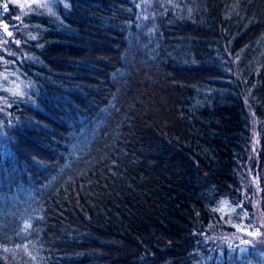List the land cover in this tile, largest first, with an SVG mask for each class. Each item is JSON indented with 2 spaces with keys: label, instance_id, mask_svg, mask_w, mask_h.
<instances>
[{
  "label": "trees",
  "instance_id": "trees-1",
  "mask_svg": "<svg viewBox=\"0 0 264 264\" xmlns=\"http://www.w3.org/2000/svg\"><path fill=\"white\" fill-rule=\"evenodd\" d=\"M250 172L264 0H0V264H264Z\"/></svg>",
  "mask_w": 264,
  "mask_h": 264
},
{
  "label": "rangeland",
  "instance_id": "rangeland-1",
  "mask_svg": "<svg viewBox=\"0 0 264 264\" xmlns=\"http://www.w3.org/2000/svg\"><path fill=\"white\" fill-rule=\"evenodd\" d=\"M14 1L24 6L34 1H40V0H14ZM254 142H255L254 144L256 145L257 140L255 139ZM252 154L256 157L255 149ZM251 160L253 161L255 159L252 157ZM248 174H249L248 181L250 183L252 193L247 196V200H249V202L252 205V211H253V215L255 218V224H256L255 229L254 230H236L235 232H232L229 234H221L218 237L222 241H225V243H227L229 246L233 245V246H239L241 248H244L247 246L256 247V248H259V247L264 248V235L258 236L254 239L252 236L246 234L248 232H253L257 229H259L261 233H264V216L261 211V199H260V189L258 188V180H257L256 175L253 172H250ZM243 241H250V243L245 244L243 243Z\"/></svg>",
  "mask_w": 264,
  "mask_h": 264
},
{
  "label": "snow or ice",
  "instance_id": "snow-or-ice-1",
  "mask_svg": "<svg viewBox=\"0 0 264 264\" xmlns=\"http://www.w3.org/2000/svg\"><path fill=\"white\" fill-rule=\"evenodd\" d=\"M4 30L7 32V25H4ZM8 34L11 35V33H8ZM246 234L252 236L254 239L258 236L264 235V233H261L259 231V229L255 230L253 232H248ZM243 243L248 244V243H250V241H243Z\"/></svg>",
  "mask_w": 264,
  "mask_h": 264
}]
</instances>
